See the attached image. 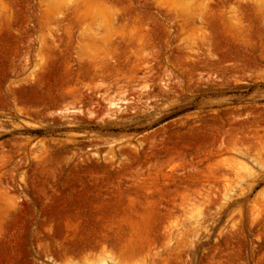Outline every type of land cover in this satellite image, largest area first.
<instances>
[{"label":"rangeland","instance_id":"obj_1","mask_svg":"<svg viewBox=\"0 0 264 264\" xmlns=\"http://www.w3.org/2000/svg\"><path fill=\"white\" fill-rule=\"evenodd\" d=\"M106 258L264 264V0H0V264Z\"/></svg>","mask_w":264,"mask_h":264},{"label":"bare ground","instance_id":"obj_2","mask_svg":"<svg viewBox=\"0 0 264 264\" xmlns=\"http://www.w3.org/2000/svg\"><path fill=\"white\" fill-rule=\"evenodd\" d=\"M87 30L84 31V33H86ZM106 36H103L102 39H106L105 41H107L110 37L107 36V34H105ZM91 37H95V35H91ZM106 37V38H105ZM93 264H116V262H114L113 260H111L110 258H106V259H97L95 260V262Z\"/></svg>","mask_w":264,"mask_h":264}]
</instances>
